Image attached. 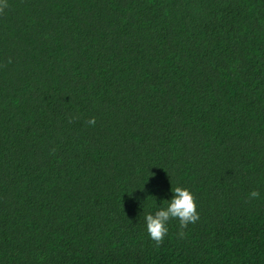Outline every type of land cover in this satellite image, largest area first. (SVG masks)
<instances>
[{
  "label": "trees",
  "instance_id": "obj_1",
  "mask_svg": "<svg viewBox=\"0 0 264 264\" xmlns=\"http://www.w3.org/2000/svg\"><path fill=\"white\" fill-rule=\"evenodd\" d=\"M0 264H264V0H0Z\"/></svg>",
  "mask_w": 264,
  "mask_h": 264
},
{
  "label": "clouds",
  "instance_id": "obj_2",
  "mask_svg": "<svg viewBox=\"0 0 264 264\" xmlns=\"http://www.w3.org/2000/svg\"><path fill=\"white\" fill-rule=\"evenodd\" d=\"M89 123L94 124L95 120L91 119ZM171 192V199L164 200L166 201L165 206L159 207L154 213L146 214L144 217L147 232L157 244H160L168 234V225L171 220L178 219L180 228L184 229L189 223H195L199 218L194 194L189 189L177 186L171 188ZM250 196L258 198L260 193L253 191Z\"/></svg>",
  "mask_w": 264,
  "mask_h": 264
}]
</instances>
